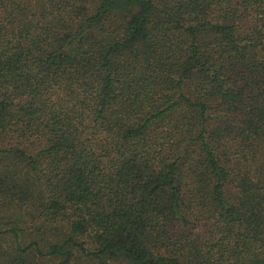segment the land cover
Wrapping results in <instances>:
<instances>
[{"label":"trees","instance_id":"16d2710c","mask_svg":"<svg viewBox=\"0 0 264 264\" xmlns=\"http://www.w3.org/2000/svg\"><path fill=\"white\" fill-rule=\"evenodd\" d=\"M0 264H264V0H0Z\"/></svg>","mask_w":264,"mask_h":264}]
</instances>
